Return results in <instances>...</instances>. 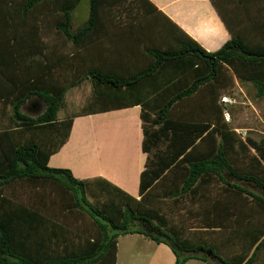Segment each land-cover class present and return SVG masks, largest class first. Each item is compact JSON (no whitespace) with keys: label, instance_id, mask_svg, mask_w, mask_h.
Returning <instances> with one entry per match:
<instances>
[{"label":"trees","instance_id":"obj_1","mask_svg":"<svg viewBox=\"0 0 264 264\" xmlns=\"http://www.w3.org/2000/svg\"><path fill=\"white\" fill-rule=\"evenodd\" d=\"M236 1L245 0H211L231 35L208 51L149 0H89L85 20L74 29L71 9L77 0H0V76L13 77L17 87V93H0V99L11 103L12 116L20 122L0 128V264H114L117 236L125 232L164 241L174 252L173 264L190 257L206 264H248L264 243V134L240 136L228 126L217 89L226 85L224 68L264 95V20L248 29L232 26ZM122 14L134 19L118 22ZM51 32L61 45L47 51L40 37ZM251 33L257 44L249 40ZM123 36L132 45L125 50L126 64L118 54L122 50L113 47ZM27 46L41 53L36 61L23 58ZM84 78L93 90L85 109L140 106V147L146 155L138 197L100 184L106 198L89 201V181L46 163L69 131L72 116L54 117L63 93ZM207 90L213 103L205 102ZM32 94L44 102L33 116L19 109ZM225 174L255 184L260 192ZM185 196L197 202L192 213L204 229L228 228L226 238L238 243L237 251L223 259L205 239L194 242L182 235L183 226L167 214L178 211L177 204L187 209ZM62 209L90 220V249L65 248L38 261L35 253L43 232L51 233L48 226L53 233L67 230L63 216L53 219ZM133 221L155 233L129 227ZM197 249L210 250L218 262L193 252ZM262 254L258 264H264Z\"/></svg>","mask_w":264,"mask_h":264},{"label":"crops","instance_id":"obj_2","mask_svg":"<svg viewBox=\"0 0 264 264\" xmlns=\"http://www.w3.org/2000/svg\"><path fill=\"white\" fill-rule=\"evenodd\" d=\"M149 1L156 7V9L171 19L187 35L197 41L205 50L211 51L218 48L231 35L223 18L220 16L211 0ZM72 22L73 21L71 20V29H74L80 24H72ZM40 38L45 42L44 45L46 46L47 51L51 48H59L61 45L60 37L53 35L52 32L49 34H43ZM5 43V47H7L8 42ZM32 47L33 46H27L25 49L27 55L23 58L27 62H34L41 56V53L39 51L35 52ZM113 47L116 49L118 48L119 52L122 50L123 54H118L124 64L130 62L127 60V55L125 54V50L132 47L131 40L128 36L127 38L124 36L119 37L117 41L114 42ZM83 80H87L89 83V85L87 84V87L90 89V94L88 95V98L90 99L93 90L88 78H84L68 88H73L78 92V89L84 88V86H81ZM13 83V77L5 78L4 76H0V93L8 94L10 96L17 93V87L14 88L15 84ZM5 88L12 90L7 91ZM67 89L63 93L61 105L63 104L65 93L68 91ZM85 107L86 105H81L80 112H73L70 113V115L63 117L72 116L69 131L63 142L48 155L46 161L47 165L67 167L75 177L89 181L90 184H88L89 187L87 188L86 193L89 201H102L106 198L107 195L105 191L101 189L100 184L105 185L106 188L112 191L116 190L112 185L116 186L123 192L138 197L139 172L143 168L146 155L140 147L142 130L139 118V104L100 109L97 111L88 108L85 109ZM43 108V100L37 98L34 94L27 97L19 105L21 112H25L31 116L35 113L41 112ZM107 114H110V116L112 115L107 118V120H109L108 123L105 122V116ZM81 116H86L87 118L79 121L78 119ZM54 117L56 120L63 119L62 117H57L56 112ZM19 123L20 122L12 116L11 103L7 101V99H0V128H14L18 126ZM125 144H127V146L123 151L131 161L133 160V162L118 165H113V163L104 164L103 154L108 151H110L109 157L111 161L124 157L125 154H122V150L119 149ZM127 156L124 158L127 159ZM123 165L126 166L123 167ZM226 178L228 179V177ZM212 191L214 192L215 190L212 189ZM64 212H66L64 209L60 210L59 217H53V219L61 220L62 217L60 216H63L65 219L63 225L67 230L62 229L60 232L57 231L53 233V226H48L51 233L43 232L42 247L40 248V251L37 250L35 253L38 261H40L41 256L45 259L46 256L52 255L51 252L57 250L61 252L65 248L71 250L74 247H78L83 248L85 252L90 249V244L87 242V239H92V234L90 232L92 226L90 225V220L83 222L82 215L76 214L75 216H70L69 214H63ZM226 229L228 228H225L224 230ZM205 230L211 229L208 228ZM129 233L131 232H125L123 234ZM136 233L140 232H134L131 233V235ZM141 235L143 237L146 236L143 233H141ZM148 238L151 239L150 237ZM44 239L47 241L44 242ZM57 242L58 245L56 247L55 243ZM34 246L35 244H32V248ZM52 248L55 250H52ZM34 249L37 248L35 247ZM116 252L114 264L116 261ZM189 259L190 258L186 259L183 264H186Z\"/></svg>","mask_w":264,"mask_h":264},{"label":"rangeland","instance_id":"obj_3","mask_svg":"<svg viewBox=\"0 0 264 264\" xmlns=\"http://www.w3.org/2000/svg\"><path fill=\"white\" fill-rule=\"evenodd\" d=\"M88 1L89 0H77L75 5L71 9V20L72 24L82 23L87 16L88 11ZM121 5L125 6V2H121ZM235 6L237 12L231 16L230 14V24L232 26L238 25L244 28H251L253 25H258L264 20V0H245L236 1ZM131 9H137L135 5H130ZM129 15H120L116 20L118 22L124 23L126 21H132L134 19ZM233 18V19H232ZM252 21L254 23H252ZM258 35V34H257ZM249 40L257 44L258 38L256 34L251 33ZM121 39V38H120ZM50 42V41H49ZM140 46V45H139ZM223 80H226V85L221 86L218 90V100H222L223 106V116L228 122V126L232 127L237 131L240 136L248 135L252 138H259L264 134V95H257L255 92L254 84L246 79L239 80L236 76L233 75L231 70L224 69ZM232 77V80H231ZM89 85L87 80H83L81 86L84 88L78 89V92L73 88H68L67 93H65V98L63 104L57 109L56 116L64 117L70 115V113L80 112L81 105H86L88 101V95L90 94V89L87 87ZM214 90V92H217ZM88 98V99H87ZM205 102L210 104L213 103V98L211 94H208V90L205 96ZM217 100V102H218ZM85 115V114H84ZM112 116V115H111ZM110 114L105 116L107 118L111 117ZM86 116L79 117V121L86 119ZM103 119V117H102ZM124 126V125H123ZM91 139V138H89ZM127 144L120 147L119 150H122V154H125L123 150L126 149ZM118 149V148H117ZM116 149V152H117ZM110 151L103 154L104 164L113 163V165L118 164H128L131 159L127 156V159L121 157L117 160L111 161L109 157ZM134 155V154H133ZM240 155V154H239ZM243 156V155H241ZM126 165H123L125 167ZM228 177V180L239 182L243 185H246L250 190L259 193L260 190L255 186V184L247 181H242L236 178H233L231 175L225 174ZM188 196V195H187ZM91 198V197H89ZM198 198V197H196ZM185 202H187V209H184L183 205L177 204V210H171L167 216L168 220L177 221V224L183 226L182 235L194 240L205 239L206 243L212 244L214 247L215 253L219 254L223 259H226V255L230 254L233 251L239 249L238 243L231 244L226 238V230L222 227H214L211 230H205L201 226V221L198 217L192 213L197 208V202L190 200L185 196ZM168 200V199H164ZM199 206V204H198ZM178 212L182 213L181 217L177 219ZM129 227H139L146 230H151L155 233L154 229L149 228L145 223H133L129 224ZM201 229V230H200ZM134 233V232H131ZM123 234L119 233L117 236V252H116V261L115 264H173L174 252L171 247L164 241H155L151 240L146 236H142L141 233L136 234ZM159 234V233H158ZM160 237L163 235L159 234ZM173 236L172 234H170ZM200 238V239H199ZM264 250V243L257 248L255 255L248 262V264H258L262 259V253ZM181 253H186V251H180ZM196 253H203L208 260L216 261L214 257L208 254L203 250H194ZM186 264H206L203 260L195 257H190Z\"/></svg>","mask_w":264,"mask_h":264},{"label":"water","instance_id":"obj_4","mask_svg":"<svg viewBox=\"0 0 264 264\" xmlns=\"http://www.w3.org/2000/svg\"><path fill=\"white\" fill-rule=\"evenodd\" d=\"M233 48H234L236 51H238V52H241V51H242L240 47H233ZM206 252H207L208 254L211 253L210 250H206Z\"/></svg>","mask_w":264,"mask_h":264}]
</instances>
